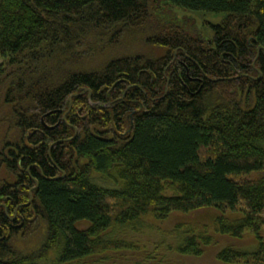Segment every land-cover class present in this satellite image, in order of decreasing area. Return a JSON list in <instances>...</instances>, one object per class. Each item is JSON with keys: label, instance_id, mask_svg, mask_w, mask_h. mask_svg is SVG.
Wrapping results in <instances>:
<instances>
[{"label": "trees", "instance_id": "1", "mask_svg": "<svg viewBox=\"0 0 264 264\" xmlns=\"http://www.w3.org/2000/svg\"><path fill=\"white\" fill-rule=\"evenodd\" d=\"M174 10L225 15L205 39ZM2 169L0 264H82L206 209L180 254L249 231L216 258L264 264V0H0Z\"/></svg>", "mask_w": 264, "mask_h": 264}, {"label": "rangeland", "instance_id": "2", "mask_svg": "<svg viewBox=\"0 0 264 264\" xmlns=\"http://www.w3.org/2000/svg\"><path fill=\"white\" fill-rule=\"evenodd\" d=\"M174 12L178 21L191 33L205 39L212 38L216 26L221 24L225 15L192 10H174ZM2 179L13 180V177L2 169L0 180ZM218 214L220 213L216 209L187 214L174 213L167 219H159L155 215L148 214L141 219L139 229L135 230V225L134 229L128 227L124 233L128 247L95 255L86 259L82 264H229L216 258L217 252L223 247L233 246L247 252H253L259 248L258 239L249 231H245L242 237L237 238L228 235L216 236L217 243L205 248L202 256L183 255L176 250L181 241L180 232H182L177 230L178 226L184 225V228L187 226L196 232L208 227L209 232L214 233L210 227ZM262 234L264 236V229ZM40 237V235L34 236L29 244L39 242Z\"/></svg>", "mask_w": 264, "mask_h": 264}, {"label": "water", "instance_id": "3", "mask_svg": "<svg viewBox=\"0 0 264 264\" xmlns=\"http://www.w3.org/2000/svg\"><path fill=\"white\" fill-rule=\"evenodd\" d=\"M260 49V48H259ZM71 99V98H70Z\"/></svg>", "mask_w": 264, "mask_h": 264}]
</instances>
